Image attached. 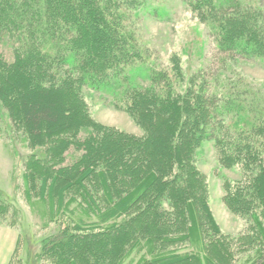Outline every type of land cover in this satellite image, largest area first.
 I'll use <instances>...</instances> for the list:
<instances>
[{
	"label": "trees",
	"instance_id": "trees-1",
	"mask_svg": "<svg viewBox=\"0 0 264 264\" xmlns=\"http://www.w3.org/2000/svg\"><path fill=\"white\" fill-rule=\"evenodd\" d=\"M189 2L220 52L264 63L263 8L251 0ZM118 8L109 0H0V104L29 145L42 148L25 159L26 194L71 216L43 240L38 257L53 264H216L212 257L228 256L195 163L196 149L212 139L221 162L243 173L225 180V202L252 221L251 241L260 247L251 261L264 264L260 94L229 89L222 98L208 78L181 90L178 63L176 78L146 64ZM2 46L12 48L13 60ZM81 86L109 93L147 134L94 120ZM229 112L226 123L220 117ZM84 128L91 132L78 138ZM71 150L79 152L73 159ZM11 206L0 194V215ZM211 246L218 255L210 256Z\"/></svg>",
	"mask_w": 264,
	"mask_h": 264
},
{
	"label": "rangeland",
	"instance_id": "rangeland-1",
	"mask_svg": "<svg viewBox=\"0 0 264 264\" xmlns=\"http://www.w3.org/2000/svg\"><path fill=\"white\" fill-rule=\"evenodd\" d=\"M109 1L111 6L119 7L117 11L121 13L126 31L133 35L147 55L146 64L166 69L176 78L175 63H178L183 79L177 77L176 82L181 90L194 82L193 78H208L220 97L223 98L224 91L229 89L249 90L252 91H246L249 96L254 92L260 94L264 107V63L220 52L215 37L189 0ZM251 2L264 9V0ZM2 50L8 60H13L12 48L2 46ZM63 65L59 70L67 75ZM79 93L91 117L103 126L141 138L147 134L128 112L114 105L109 93L87 86H81ZM232 113L220 118L229 123L228 116ZM0 116V194L12 205L4 216L0 215V264H53L48 257H38V253L43 240L59 229L62 219L70 214L58 212V204L48 198L27 196L25 159L34 152L42 153V148L29 145L25 132L14 128L9 113L1 104ZM90 132L91 128H84L78 138L88 136ZM78 154V151L71 150L68 156L73 159ZM195 163L206 179L209 206L222 235L220 243L226 245L224 251L229 254L224 258H213L218 254L211 246L210 256L216 264H253L251 259L260 246L251 241L252 221L233 212L225 202V180L239 181L243 176L240 167H226L212 139L203 141L196 149ZM73 208L78 212L79 206ZM201 246L197 238L194 247L201 252ZM135 259L123 264H136ZM205 264L213 263L205 261Z\"/></svg>",
	"mask_w": 264,
	"mask_h": 264
}]
</instances>
